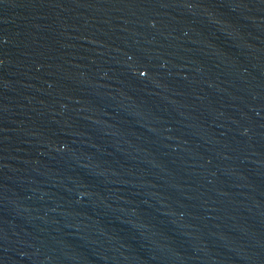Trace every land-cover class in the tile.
I'll list each match as a JSON object with an SVG mask.
<instances>
[{"label":"water","instance_id":"water-1","mask_svg":"<svg viewBox=\"0 0 264 264\" xmlns=\"http://www.w3.org/2000/svg\"><path fill=\"white\" fill-rule=\"evenodd\" d=\"M0 264H264V0H0Z\"/></svg>","mask_w":264,"mask_h":264}]
</instances>
